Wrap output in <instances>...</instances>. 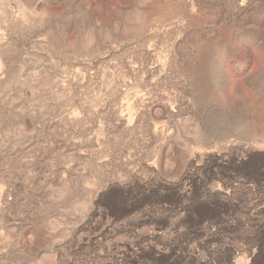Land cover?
I'll return each mask as SVG.
<instances>
[{
  "label": "rangeland",
  "instance_id": "obj_1",
  "mask_svg": "<svg viewBox=\"0 0 264 264\" xmlns=\"http://www.w3.org/2000/svg\"><path fill=\"white\" fill-rule=\"evenodd\" d=\"M0 264H264V0H0Z\"/></svg>",
  "mask_w": 264,
  "mask_h": 264
}]
</instances>
